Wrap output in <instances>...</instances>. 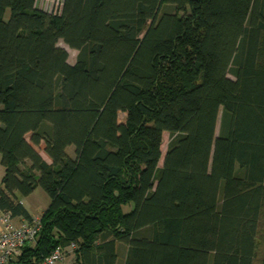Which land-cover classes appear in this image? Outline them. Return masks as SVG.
I'll return each mask as SVG.
<instances>
[{
	"label": "trees",
	"instance_id": "trees-1",
	"mask_svg": "<svg viewBox=\"0 0 264 264\" xmlns=\"http://www.w3.org/2000/svg\"><path fill=\"white\" fill-rule=\"evenodd\" d=\"M0 155L13 264H264V0H0Z\"/></svg>",
	"mask_w": 264,
	"mask_h": 264
},
{
	"label": "built area",
	"instance_id": "built-area-1",
	"mask_svg": "<svg viewBox=\"0 0 264 264\" xmlns=\"http://www.w3.org/2000/svg\"><path fill=\"white\" fill-rule=\"evenodd\" d=\"M41 8L44 11H48L45 7ZM40 229V217H34L32 222L26 220L18 221L8 213H1L0 264H13L22 253L24 246L36 239ZM76 248L77 245L74 242L68 248L57 247L45 259L44 264H58L65 259L67 252L74 251Z\"/></svg>",
	"mask_w": 264,
	"mask_h": 264
},
{
	"label": "rangeland",
	"instance_id": "rangeland-1",
	"mask_svg": "<svg viewBox=\"0 0 264 264\" xmlns=\"http://www.w3.org/2000/svg\"><path fill=\"white\" fill-rule=\"evenodd\" d=\"M64 0H38V5L41 7L47 8L48 11L51 12H59L61 10L62 4ZM59 44L63 47H65L69 52V62L73 64L76 60L77 50L69 47L67 44H65L62 40L59 42ZM231 76V75H230ZM232 77V76H231ZM126 118V114L121 112L119 114V120L120 122H123ZM219 126V124H218ZM219 128V127H218ZM171 140V135L169 132H164L163 134V144H162V150L163 155L166 153L168 148V143ZM39 151L41 152L42 156L49 162H51L48 155L44 152V145L42 144L39 148ZM69 152L72 156H75V148H70ZM162 165V161L160 163ZM3 167L0 164V185L2 183V174H3ZM50 197L47 195V193L40 187L36 189L35 192H33L31 195H29L26 198V204L29 207L30 210H35L36 216H39L43 209L47 208L50 205ZM262 250H263V240H262V233H259V240H258V251H257V257L255 259V264H260V259L262 256ZM121 258L125 255V248L123 246H120L119 249ZM73 254V259H75V253L73 252H67L66 256H69V254ZM66 258V257H65ZM60 263V262H59ZM44 264V263H43ZM76 264V263H74Z\"/></svg>",
	"mask_w": 264,
	"mask_h": 264
},
{
	"label": "crops",
	"instance_id": "crops-1",
	"mask_svg": "<svg viewBox=\"0 0 264 264\" xmlns=\"http://www.w3.org/2000/svg\"><path fill=\"white\" fill-rule=\"evenodd\" d=\"M0 164H1V155H0ZM2 166V165H1ZM3 167V166H2ZM3 170V174H2V177H3V175H4V168L2 169ZM36 191V190H35ZM34 191V192H35ZM28 197V196H27ZM27 197H21V200H22V202L24 203V205L27 207V209L30 211V213L33 215V217H35L36 216V212H35V210H30L29 209V207L27 206V204H26V198ZM46 209V208H45ZM45 209H43L42 210V212L45 210ZM42 212L40 213V215L42 214ZM0 215H1V212H0ZM39 215V216H40ZM17 220L18 221H21V220H24V219H22V218H17ZM73 259V254H69V256H66V258L63 260V261H61L60 263H58V264H74L75 263V261L74 260H72Z\"/></svg>",
	"mask_w": 264,
	"mask_h": 264
}]
</instances>
